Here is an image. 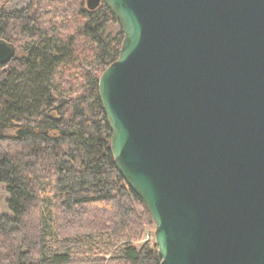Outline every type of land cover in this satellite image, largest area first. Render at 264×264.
I'll return each instance as SVG.
<instances>
[{"label": "water", "instance_id": "1", "mask_svg": "<svg viewBox=\"0 0 264 264\" xmlns=\"http://www.w3.org/2000/svg\"><path fill=\"white\" fill-rule=\"evenodd\" d=\"M101 4L123 34L98 80L110 150L159 264H264V0Z\"/></svg>", "mask_w": 264, "mask_h": 264}, {"label": "trees", "instance_id": "2", "mask_svg": "<svg viewBox=\"0 0 264 264\" xmlns=\"http://www.w3.org/2000/svg\"><path fill=\"white\" fill-rule=\"evenodd\" d=\"M118 28L114 30V27ZM0 264H159L154 225L121 177L98 94L123 34L101 4L27 0L0 12Z\"/></svg>", "mask_w": 264, "mask_h": 264}, {"label": "rangeland", "instance_id": "3", "mask_svg": "<svg viewBox=\"0 0 264 264\" xmlns=\"http://www.w3.org/2000/svg\"><path fill=\"white\" fill-rule=\"evenodd\" d=\"M24 1L25 0H0V12L2 10L6 12L19 10L25 5V3H27ZM117 28L118 27L115 26L114 30H116ZM7 200H8V195L6 193V189L3 185H0V215L8 214V210L6 206ZM144 242L154 243V228L153 230H147L142 238V241L139 243H135V245L138 247Z\"/></svg>", "mask_w": 264, "mask_h": 264}, {"label": "flooded vegetation", "instance_id": "4", "mask_svg": "<svg viewBox=\"0 0 264 264\" xmlns=\"http://www.w3.org/2000/svg\"><path fill=\"white\" fill-rule=\"evenodd\" d=\"M24 2H27L26 0Z\"/></svg>", "mask_w": 264, "mask_h": 264}]
</instances>
